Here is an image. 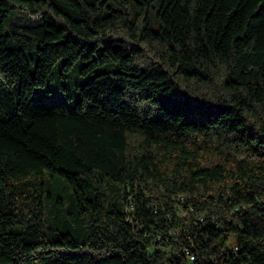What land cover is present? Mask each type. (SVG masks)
Segmentation results:
<instances>
[{
  "label": "trees",
  "instance_id": "1",
  "mask_svg": "<svg viewBox=\"0 0 264 264\" xmlns=\"http://www.w3.org/2000/svg\"><path fill=\"white\" fill-rule=\"evenodd\" d=\"M0 264H264V0H0Z\"/></svg>",
  "mask_w": 264,
  "mask_h": 264
},
{
  "label": "rangeland",
  "instance_id": "2",
  "mask_svg": "<svg viewBox=\"0 0 264 264\" xmlns=\"http://www.w3.org/2000/svg\"><path fill=\"white\" fill-rule=\"evenodd\" d=\"M151 23H152V26L154 27L153 21ZM74 70H72V71H74ZM72 71L69 72V73H65L66 76L68 77L67 79L74 80V79H76L79 76V75L78 76L76 75V73H77L76 71H74V72H72ZM67 86L70 87L69 85H67ZM66 94L67 93L63 89H61L60 91L57 92V94H56L54 99L62 100L63 98H65Z\"/></svg>",
  "mask_w": 264,
  "mask_h": 264
},
{
  "label": "built area",
  "instance_id": "3",
  "mask_svg": "<svg viewBox=\"0 0 264 264\" xmlns=\"http://www.w3.org/2000/svg\"><path fill=\"white\" fill-rule=\"evenodd\" d=\"M191 259H193V257Z\"/></svg>",
  "mask_w": 264,
  "mask_h": 264
}]
</instances>
